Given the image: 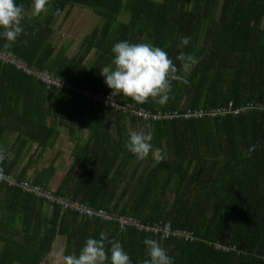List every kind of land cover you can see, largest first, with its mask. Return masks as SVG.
I'll return each mask as SVG.
<instances>
[{
  "label": "trees",
  "instance_id": "trees-1",
  "mask_svg": "<svg viewBox=\"0 0 264 264\" xmlns=\"http://www.w3.org/2000/svg\"><path fill=\"white\" fill-rule=\"evenodd\" d=\"M17 3L28 8L31 0ZM78 11L90 14L78 45L73 46L74 38L54 40L61 15ZM22 24L17 40L6 46L0 39V49L69 86L48 85L0 61L10 98L23 103L25 123V139L12 162L6 153L0 160V264L43 263L60 233L68 237L64 255L78 254L87 233H74L92 224L95 238L100 227L111 226L107 237L123 244L133 264L147 259L145 237L158 240L174 264H264V0H50L47 13ZM182 36H189L190 43L178 48ZM119 40L150 41L178 66L181 51L198 63L188 84L172 81L166 104L151 99L140 104L112 94L99 72L110 63L111 47ZM252 102L260 105L236 113L183 116L188 110L212 111L229 103L236 109ZM127 104L151 112L177 110L178 116L146 120L123 111ZM59 127L83 144L52 189L47 184L53 165L32 174L33 158L19 171L15 162L28 139L43 152ZM149 128L154 147L164 154L159 163L151 155L137 160L125 148L129 131ZM82 130L86 138L78 135ZM23 183L142 224L168 222L172 229L190 232L192 239H164L132 227L120 230L113 221L83 218L25 191ZM45 204L52 206L50 214ZM65 220L70 226H64Z\"/></svg>",
  "mask_w": 264,
  "mask_h": 264
},
{
  "label": "clouds",
  "instance_id": "clouds-1",
  "mask_svg": "<svg viewBox=\"0 0 264 264\" xmlns=\"http://www.w3.org/2000/svg\"><path fill=\"white\" fill-rule=\"evenodd\" d=\"M50 0H31L25 8L17 0H0V39L10 46L24 32L22 21L39 17L47 13ZM59 10L57 9V12ZM189 36L180 37L178 48L190 43ZM111 61L99 69L104 83L114 93H122L133 101L144 104L151 99L164 105L170 99L172 81L188 84V75L198 60L190 53L181 51L173 61L160 46L148 42H130L119 40L111 47ZM153 134L148 130H131L128 132L125 148L137 160L144 161L150 155L156 163L164 159L160 148H155ZM255 145L249 149L254 150ZM5 156L0 152V160ZM2 171V170H0ZM147 259L142 264H174V257L161 243L153 238L142 240ZM107 246V247H106ZM63 264H133L123 244L100 233L99 238L87 237L78 254L63 255Z\"/></svg>",
  "mask_w": 264,
  "mask_h": 264
},
{
  "label": "crops",
  "instance_id": "crops-1",
  "mask_svg": "<svg viewBox=\"0 0 264 264\" xmlns=\"http://www.w3.org/2000/svg\"><path fill=\"white\" fill-rule=\"evenodd\" d=\"M90 14L82 11L72 12L69 15L62 14L58 19L57 24L63 22L62 26H59V32H55L53 35V39L57 40V38H61L62 40H66V38H73L74 35L71 31L80 32L81 35L85 33L86 26L83 22L88 18ZM66 16V17H65ZM76 22L75 26H72V22ZM70 31V34L65 37V33ZM9 81L5 74L2 73L0 68V149L2 153L7 154V159L9 162H12L13 157L16 155L18 147L20 145V140L25 139V135L23 134L22 129H24L25 123L21 120V112H22V101H15L13 98H10L8 86ZM18 108L15 110L14 108ZM86 131H78V135L82 138H86ZM76 136L73 138L70 137L69 133L64 127H59V132L57 136L53 139L52 145H50L43 152L41 151V147H38V143L34 142L31 139H28L27 144L25 145L22 153L17 158L15 164H17V171H19L25 164L28 163L30 158L34 159L33 165L35 166L31 173L36 171H40L45 167L53 165L55 167L54 173L51 175L48 181V187L52 189H56L65 173L71 168L74 161L76 160L75 150L79 148L83 144V140L79 141L76 139ZM76 139V140H75ZM12 149L11 153L8 151ZM40 157L36 160L37 156ZM45 213L50 214L52 211L51 205L44 206ZM70 217V216H68ZM66 224L70 226L68 221H64V226ZM95 226L88 225L87 230L84 227H79L75 234L78 236L85 235V239L87 237H93L95 232ZM112 228L109 225L100 227L99 233H104L106 236L110 232H112ZM68 237L65 233L57 234L50 251L48 252L45 261L43 264H63V255L66 250V246L68 244Z\"/></svg>",
  "mask_w": 264,
  "mask_h": 264
},
{
  "label": "built area",
  "instance_id": "built-area-1",
  "mask_svg": "<svg viewBox=\"0 0 264 264\" xmlns=\"http://www.w3.org/2000/svg\"><path fill=\"white\" fill-rule=\"evenodd\" d=\"M0 61L2 63H9L13 64L17 69H23L27 74L32 75L39 80L47 83L48 85H53L56 87L61 86H69L67 83L63 82L59 78H56L46 72H42L40 70H37L35 68L28 67L26 62L22 60L21 58L16 57L10 52L4 51L0 49ZM89 95V94H87ZM95 97V96H94ZM111 99V98H110ZM114 100L112 99L111 102ZM256 105H260L259 103H247L243 106H240L236 109H232V104L229 103L228 107L222 108V109H214L212 111H206L203 109H195V110H188L186 111L183 116L185 118L189 117H202L204 115H210L214 116L217 114H226L228 112H239V111H246L249 109L256 108ZM260 108H263L260 106ZM264 109V108H263ZM123 111H130L134 113L136 116L141 117L146 120H163V119H172L176 116H178L177 110H165V111H157V112H151L147 109H144L142 107H139L137 109H133L131 105L127 104L126 106L122 107ZM22 187L25 191H33L36 196L44 198L46 201L50 203H55L61 206L62 210H70L75 212L77 215L83 218L93 219L98 218L103 221H113L117 223L118 228L120 230H124L128 227H132L133 229H136L138 231H145V232H152L153 234L160 236L161 238H167L168 236H175V237H181L184 239L191 238L192 235L190 232H186L179 229H172L170 224L168 222L164 224H160L158 222L153 223H147L142 224L138 219L128 216V215H119L116 213L109 212L105 210L104 208H98L95 209L87 204L81 203L78 200H72L66 197L56 196L53 195L48 190H43L42 188L33 187L31 185H28L26 183L22 184Z\"/></svg>",
  "mask_w": 264,
  "mask_h": 264
},
{
  "label": "rangeland",
  "instance_id": "rangeland-1",
  "mask_svg": "<svg viewBox=\"0 0 264 264\" xmlns=\"http://www.w3.org/2000/svg\"><path fill=\"white\" fill-rule=\"evenodd\" d=\"M76 25V22L74 21V22H72V26H75ZM72 32V34L74 35V39L76 40L75 41V43L73 44V46H77L78 45V42H79V40H80V38H81V33L80 32H77V31H71ZM66 35H65V37L64 38H66V36L67 35H69L70 34V31H67L66 33H65ZM58 39V38H57ZM41 264H43V263H41Z\"/></svg>",
  "mask_w": 264,
  "mask_h": 264
}]
</instances>
